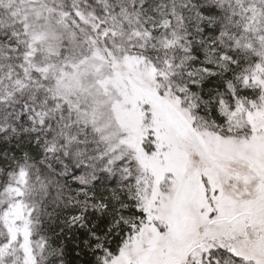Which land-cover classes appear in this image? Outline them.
Instances as JSON below:
<instances>
[{"label":"snow or ice","instance_id":"obj_1","mask_svg":"<svg viewBox=\"0 0 264 264\" xmlns=\"http://www.w3.org/2000/svg\"><path fill=\"white\" fill-rule=\"evenodd\" d=\"M0 264H264V0H0Z\"/></svg>","mask_w":264,"mask_h":264}]
</instances>
